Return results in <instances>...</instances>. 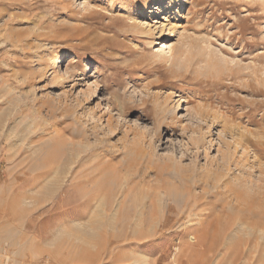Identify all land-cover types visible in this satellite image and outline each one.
<instances>
[{
	"label": "rangeland",
	"instance_id": "374dc122",
	"mask_svg": "<svg viewBox=\"0 0 264 264\" xmlns=\"http://www.w3.org/2000/svg\"><path fill=\"white\" fill-rule=\"evenodd\" d=\"M155 1L0 0V264H264V0Z\"/></svg>",
	"mask_w": 264,
	"mask_h": 264
},
{
	"label": "bare ground",
	"instance_id": "6f19581e",
	"mask_svg": "<svg viewBox=\"0 0 264 264\" xmlns=\"http://www.w3.org/2000/svg\"><path fill=\"white\" fill-rule=\"evenodd\" d=\"M64 2V1H63ZM62 2V4L63 5H67V4H69L67 1L66 2H64L63 3ZM158 2H159V4H158ZM183 2V0H172L171 2L170 1H168V0H157V1H155V2H151L150 4H158V6H160L161 8H162V10H165V9H168V10H170V11H172L173 9H177V7L178 6H180L181 5V3ZM157 4L155 5V6H153V8H155L156 6H157ZM157 6V7H158ZM169 11V12H170ZM78 31L80 32V31H82V29H78ZM95 35V34H94ZM109 37V36H108ZM67 54H69L68 52H67ZM67 54H64V53H62V54H60V55H57V56H53L52 58H51V61H50V63H51V65H57L59 62H61L62 61V58H64V56H66ZM86 67L88 68L89 67V65L88 64H86ZM86 71V70H85ZM255 71V70H254ZM183 75V74H182ZM182 75H181V77H182ZM243 140H244V137H243ZM243 140H240V139H238V140H233L234 142H233V144L232 145H240V146H242V144H241V141H243ZM247 141V140H246ZM245 140H244V142H246ZM259 143V142H258ZM260 144V146L258 145V148L259 147H261V146H263L264 147V142L263 143H259ZM227 145H228V147H227V149L230 147V144L229 143H227ZM235 148H236V146H234ZM230 152H226L225 153V156H226V158H227V160H229L228 158H230ZM258 155V154H257ZM230 160H231V158H230ZM16 206V202H15V204L14 203H10V204H8L7 205V208L5 209V210H1L0 209V221H5V222H7L11 217H12V215L14 214V212L12 213V210L10 209V208H13L14 209V207ZM17 207V206H16ZM1 213H5V215L6 216H1ZM199 216V215H198ZM132 241H129V246H131L132 244ZM126 249H128V248H126ZM143 258V257H142ZM141 257L137 260V263H139V264H146L145 263V261L142 259Z\"/></svg>",
	"mask_w": 264,
	"mask_h": 264
}]
</instances>
